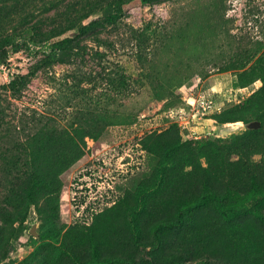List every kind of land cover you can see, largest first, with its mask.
<instances>
[{
  "label": "rangeland",
  "instance_id": "374dc122",
  "mask_svg": "<svg viewBox=\"0 0 264 264\" xmlns=\"http://www.w3.org/2000/svg\"><path fill=\"white\" fill-rule=\"evenodd\" d=\"M111 2L115 23L48 59ZM0 43V264H80L94 243L111 260L132 238L122 254L139 262L157 248L143 239L181 212L205 258L264 264V109H250L264 0H0ZM204 91L225 111L206 132L180 129L176 147L168 110ZM75 143L84 155L59 169Z\"/></svg>",
  "mask_w": 264,
  "mask_h": 264
},
{
  "label": "trees",
  "instance_id": "16d2710c",
  "mask_svg": "<svg viewBox=\"0 0 264 264\" xmlns=\"http://www.w3.org/2000/svg\"><path fill=\"white\" fill-rule=\"evenodd\" d=\"M123 3L121 2H111L107 6H105L104 11L102 13V17L96 19V20H90L88 18L87 23H81L79 24L80 31L77 34H71L67 36L66 38L51 44L50 46V54L48 55L49 60L57 61L61 57L62 53L65 50H69L72 48H75L73 45L74 42L83 34H88L91 31H94V29L98 27H105L109 24L115 23L118 18L123 15ZM75 29V28H73ZM68 30H60L56 33L54 32L52 37H57L60 35H63L67 33ZM13 35L10 36L11 42H12ZM8 44H10V41H8ZM8 58V50L7 45H4L3 43H0V64H4ZM11 87L14 90H17L16 87V81L11 82ZM260 98L256 101V103L252 104L250 106V109H264V87L260 90V92L254 96ZM224 113V112H223ZM234 115H236L237 111L233 112ZM233 118V117H232ZM229 119V118H227ZM228 121V120H227ZM173 131L169 130L170 133L173 132L175 135L174 143L176 147L180 145V136L181 130L177 124H173ZM184 145V144H182ZM181 145V146H182ZM84 155V149L79 143H75L70 147L69 154H66L64 164L61 168V161L62 157L56 160L57 166L60 167L59 169H66L70 166L75 160L79 159ZM205 170H209V168H206ZM46 177L42 176L39 177V180H45ZM27 186L25 187V191H28L31 189V183H27ZM238 194H244L243 189L238 191ZM230 194H226V197ZM216 196L214 193L209 194V199H215ZM206 199V198H205ZM205 201L204 199H202ZM228 214H224L227 216L229 224L234 227L238 225L241 222H238V216L236 213H230L229 209L226 210ZM238 220V221H236ZM244 223V222H243ZM195 225L189 218V214L187 212H181V214L177 217H174L168 221H165L158 225L154 230V236H147L144 240L150 241L155 240L153 245L154 247L157 246V248H154L152 253H150V257H148L145 260H140L139 262L135 261L131 256L122 254L124 253L127 246L131 245V243L135 240L132 238L131 241L124 242L120 244L121 250L117 254H114L113 258L111 260L103 259V255L99 254L97 250H99V244L94 243L92 244L93 251H86L85 254L80 259V264H210L212 258H216L219 264H230L229 261L226 262V260L222 259L220 260L218 256H208L205 258V256L202 254L203 252L199 251L198 249V243L196 242V236L197 228L194 227ZM238 227V226H236ZM206 230V228H203ZM126 233L127 230H126ZM126 239V238H125ZM142 241V240H141ZM140 242V241H139ZM149 246V245H147ZM127 252V251H125ZM128 253V252H127ZM115 257V258H114Z\"/></svg>",
  "mask_w": 264,
  "mask_h": 264
},
{
  "label": "built area",
  "instance_id": "2783aa9c",
  "mask_svg": "<svg viewBox=\"0 0 264 264\" xmlns=\"http://www.w3.org/2000/svg\"><path fill=\"white\" fill-rule=\"evenodd\" d=\"M246 90L247 88H239L236 91H231V97L235 98L237 103H240L245 99V93L247 92L244 91ZM212 92L215 93L214 89H212ZM184 100V105L170 108L168 115L180 129L183 131L189 130L194 134L206 132L209 129V124L206 121L215 120L212 116L222 114L225 111V98L216 95L214 97L210 92L191 93ZM227 101L230 102L229 98ZM199 127L204 129L203 132L198 131L197 128Z\"/></svg>",
  "mask_w": 264,
  "mask_h": 264
},
{
  "label": "bare ground",
  "instance_id": "6f19581e",
  "mask_svg": "<svg viewBox=\"0 0 264 264\" xmlns=\"http://www.w3.org/2000/svg\"><path fill=\"white\" fill-rule=\"evenodd\" d=\"M240 123H236V124H228V127H232V126H236L239 125Z\"/></svg>",
  "mask_w": 264,
  "mask_h": 264
},
{
  "label": "water",
  "instance_id": "95a60500",
  "mask_svg": "<svg viewBox=\"0 0 264 264\" xmlns=\"http://www.w3.org/2000/svg\"><path fill=\"white\" fill-rule=\"evenodd\" d=\"M259 126V123L254 124V128H257Z\"/></svg>",
  "mask_w": 264,
  "mask_h": 264
}]
</instances>
